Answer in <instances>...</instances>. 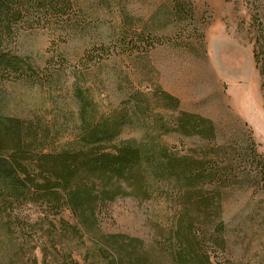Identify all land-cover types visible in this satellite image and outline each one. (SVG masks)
Here are the masks:
<instances>
[{
	"label": "trees",
	"instance_id": "obj_1",
	"mask_svg": "<svg viewBox=\"0 0 264 264\" xmlns=\"http://www.w3.org/2000/svg\"><path fill=\"white\" fill-rule=\"evenodd\" d=\"M126 3L0 0V84L20 81L51 91L61 85V65L49 73L37 71L9 54L13 53L11 44L24 31L45 29L66 37L82 34L95 22L97 10L107 9L120 19L109 38L114 47L101 42L99 53L148 54L160 43V26L171 27L164 39L172 37L179 49L191 51L186 40L203 38L193 0H167L151 22L144 24L128 16ZM248 8L253 57L263 88L264 0H248ZM90 62L72 72L74 117L59 109L51 119L36 113L0 119V264H79L69 255L52 261L44 255L39 261L36 243H32L37 240V226L44 224L51 231L48 239H55L59 231L64 238L85 235L92 241L95 250L84 257L83 264H238L225 255L230 226L225 203L230 196L238 193L248 199L242 208L244 216L258 220L264 228V154L258 151L248 123L237 120L227 136L212 119L181 109L179 100L169 92L157 86L140 89L126 77L125 99L117 107L101 110L85 86ZM132 62L136 68V59ZM118 88L123 87L118 84ZM156 108L169 114H156ZM134 121L140 125L141 137L119 139ZM172 134L195 139L198 144L188 148L163 140ZM140 168L150 177V183H139L142 198H160L171 212L167 228L156 230L162 263L154 261L142 240L100 231L102 214L120 190L113 182L131 180V172ZM28 205L39 207L40 222L29 221L22 210ZM65 209L75 224L60 219L57 227L53 219ZM4 240L10 249L6 250ZM44 247L42 244L40 250Z\"/></svg>",
	"mask_w": 264,
	"mask_h": 264
},
{
	"label": "rangeland",
	"instance_id": "obj_2",
	"mask_svg": "<svg viewBox=\"0 0 264 264\" xmlns=\"http://www.w3.org/2000/svg\"><path fill=\"white\" fill-rule=\"evenodd\" d=\"M166 2L127 0L126 13L133 20L149 23L158 7ZM193 2L203 38L200 41L186 40L191 51L176 48L172 37L165 40L164 36L171 27L160 26L157 30L160 43L148 54L99 53L101 42L107 47H114L109 38L113 27L120 22L119 17L115 18L107 9L97 10L95 22H90L87 30L79 35L66 37L58 32L53 35L45 29L22 32L20 38L12 42L13 53L9 54L20 57L44 73L55 71L61 65L64 75L61 85L53 87V91L46 87H31L20 81L0 84V119L10 116L26 118L34 113L51 119L59 109L68 117L75 115L76 104L70 93L72 72L94 61L89 64L90 77L85 86L91 89L101 110L117 107L125 99L126 77L131 85L140 89L150 90L157 86L169 92L179 100L181 109L212 119L227 136L233 132L237 120L247 122L258 151L264 154V87L253 57L248 0ZM133 58L138 63L136 68L132 66ZM118 84L123 88H118ZM55 100L57 104L54 106ZM155 112L169 114L158 108ZM141 134L139 123L134 121L124 128L119 139L140 138ZM163 140L188 148L198 144L195 139L173 134L163 136ZM131 175V180L127 182H113L120 190L102 214L100 231L122 233L142 240L154 261L162 263L155 236L157 229L167 228L170 209L160 198H142L139 183L144 180L150 183V177L143 168L134 169ZM248 201L237 193L225 203L226 222L230 225L226 234L225 255L238 264H264V228L259 227L258 220H248L244 216L242 208ZM22 210L31 223L40 222L42 214L39 207L28 205ZM60 219L75 224L67 209L53 219L57 227ZM37 230V240L32 245L36 243L35 253L39 261L45 258L44 255L47 261L56 256L64 258L69 255L83 264L84 257L92 255L95 250L92 241L85 235L64 238L58 231L56 238L51 240L47 238L51 231L46 224L38 225ZM4 243L6 250L10 249L9 242L4 240ZM42 244L45 247L41 251ZM1 247L2 244L0 256Z\"/></svg>",
	"mask_w": 264,
	"mask_h": 264
}]
</instances>
